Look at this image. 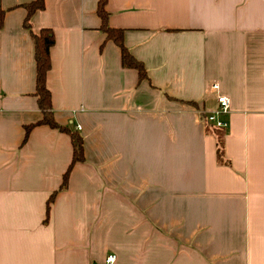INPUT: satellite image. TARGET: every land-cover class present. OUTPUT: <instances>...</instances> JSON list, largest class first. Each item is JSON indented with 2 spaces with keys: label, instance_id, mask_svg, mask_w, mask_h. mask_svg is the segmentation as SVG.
I'll return each instance as SVG.
<instances>
[{
  "label": "crops",
  "instance_id": "1",
  "mask_svg": "<svg viewBox=\"0 0 264 264\" xmlns=\"http://www.w3.org/2000/svg\"><path fill=\"white\" fill-rule=\"evenodd\" d=\"M0 0V264H264V0H44L46 87L60 126H35L34 43L23 5ZM229 100L228 165L201 116ZM50 204L46 220V205Z\"/></svg>",
  "mask_w": 264,
  "mask_h": 264
},
{
  "label": "trees",
  "instance_id": "2",
  "mask_svg": "<svg viewBox=\"0 0 264 264\" xmlns=\"http://www.w3.org/2000/svg\"><path fill=\"white\" fill-rule=\"evenodd\" d=\"M107 0H98L97 15L101 20V31L106 35L108 40H111L116 44L121 52L122 64L125 68H131L137 71L140 80H147L146 71L141 63L136 61L125 48L123 44V31L118 29H113L107 25V11H106ZM26 10V17L23 23L24 28L29 31L31 38L34 43L35 49V63H36V83H35V97L37 98V104L40 111L43 114L41 121L37 122L35 125H30L25 128V138L26 141L30 131L35 126L45 125L52 129L58 130L61 133L69 135L72 144V160L67 171L63 176V182L60 187L64 190L67 185L68 177L72 166L78 162L84 161L83 154V139L80 135L73 133L67 127L60 126L56 123L52 109H51V98L50 92L46 87V76L47 72L50 70V48L54 44L53 32L48 29H42L39 34H34L30 28V18L37 12L45 8L44 0H32L30 3L23 5ZM4 11L0 10V29L2 28ZM201 119L205 123L206 130L212 133L216 138V156L217 161L222 165H228L229 161L226 160L224 154V134L225 130L217 129L206 122L205 116H201ZM55 194H53L47 202L46 205V220L48 219L50 204L53 202Z\"/></svg>",
  "mask_w": 264,
  "mask_h": 264
},
{
  "label": "built area",
  "instance_id": "3",
  "mask_svg": "<svg viewBox=\"0 0 264 264\" xmlns=\"http://www.w3.org/2000/svg\"><path fill=\"white\" fill-rule=\"evenodd\" d=\"M211 89L216 92L217 107L211 113L205 116L206 122L217 129L226 130L228 124L226 120L222 119V117L227 115L229 112V100L227 97L218 94L217 85L213 84ZM115 259V255H108L104 264H114Z\"/></svg>",
  "mask_w": 264,
  "mask_h": 264
}]
</instances>
